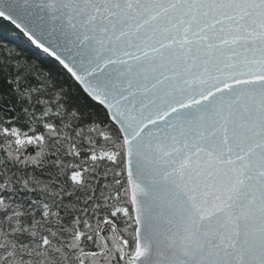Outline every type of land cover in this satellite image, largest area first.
<instances>
[{
    "label": "snow or ice",
    "instance_id": "snow-or-ice-1",
    "mask_svg": "<svg viewBox=\"0 0 264 264\" xmlns=\"http://www.w3.org/2000/svg\"><path fill=\"white\" fill-rule=\"evenodd\" d=\"M0 18L91 102L19 60L6 77L0 264H264V0H0Z\"/></svg>",
    "mask_w": 264,
    "mask_h": 264
},
{
    "label": "trees",
    "instance_id": "trees-1",
    "mask_svg": "<svg viewBox=\"0 0 264 264\" xmlns=\"http://www.w3.org/2000/svg\"><path fill=\"white\" fill-rule=\"evenodd\" d=\"M16 60H19L22 65L20 71L28 70L29 81H34L35 73H40L42 76H48L51 73L52 79L64 83L65 87L68 88L70 99L67 103L69 105H72L73 101H75L78 107H83L86 103H91L79 91L77 83L58 62L31 43V41L8 21L0 18V91L7 90L6 77L17 74L15 67ZM49 172L54 173L55 169H48L42 174L38 171L37 174L42 181L48 182L51 178H54L49 176ZM91 187L102 188L107 193L110 188L114 187L112 173L108 172L107 176H105L104 172L100 171L91 180Z\"/></svg>",
    "mask_w": 264,
    "mask_h": 264
},
{
    "label": "water",
    "instance_id": "water-1",
    "mask_svg": "<svg viewBox=\"0 0 264 264\" xmlns=\"http://www.w3.org/2000/svg\"><path fill=\"white\" fill-rule=\"evenodd\" d=\"M3 19V18H2ZM11 25H13L10 21H8ZM14 27H15V25H13ZM16 28V27H15ZM17 29V28H16ZM18 31H20L19 29H17ZM21 32V31H20ZM22 33V32H21ZM23 34V33H22ZM24 35V34H23ZM25 36V35H24ZM26 37V36H25ZM27 38V37H26ZM28 39V38H27ZM35 45V44H34ZM36 46V45H35ZM37 47V46H36ZM40 49V48H39ZM40 50H42V49H40ZM43 51V50H42ZM54 60H55V58L54 57H52Z\"/></svg>",
    "mask_w": 264,
    "mask_h": 264
}]
</instances>
